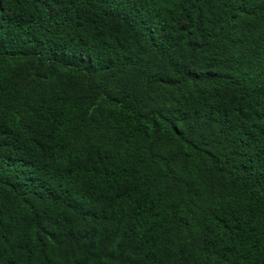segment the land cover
<instances>
[{"label": "trees", "instance_id": "16d2710c", "mask_svg": "<svg viewBox=\"0 0 264 264\" xmlns=\"http://www.w3.org/2000/svg\"><path fill=\"white\" fill-rule=\"evenodd\" d=\"M0 264H264V0H0Z\"/></svg>", "mask_w": 264, "mask_h": 264}]
</instances>
